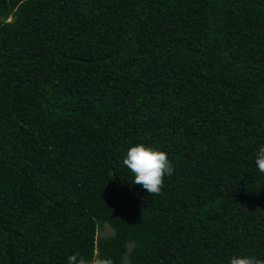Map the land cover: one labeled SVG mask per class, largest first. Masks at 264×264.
Returning <instances> with one entry per match:
<instances>
[{
  "label": "trees",
  "instance_id": "obj_1",
  "mask_svg": "<svg viewBox=\"0 0 264 264\" xmlns=\"http://www.w3.org/2000/svg\"><path fill=\"white\" fill-rule=\"evenodd\" d=\"M261 145L264 0H0V264H264Z\"/></svg>",
  "mask_w": 264,
  "mask_h": 264
},
{
  "label": "clouds",
  "instance_id": "obj_2",
  "mask_svg": "<svg viewBox=\"0 0 264 264\" xmlns=\"http://www.w3.org/2000/svg\"><path fill=\"white\" fill-rule=\"evenodd\" d=\"M255 165L259 172L264 173V145L255 152ZM133 173V184L142 185L148 193H159L164 184L165 176H172L174 165L167 153L159 147L144 143H133L126 149L123 161ZM112 234V227H107L103 233ZM67 264H114L109 257L85 258L73 253L67 257ZM228 264H261L259 258L251 254H234L229 258Z\"/></svg>",
  "mask_w": 264,
  "mask_h": 264
}]
</instances>
